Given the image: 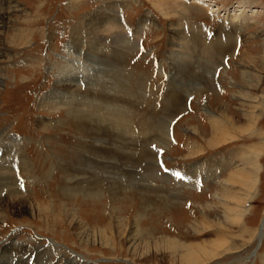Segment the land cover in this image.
<instances>
[{"label":"rangeland","instance_id":"rangeland-1","mask_svg":"<svg viewBox=\"0 0 264 264\" xmlns=\"http://www.w3.org/2000/svg\"><path fill=\"white\" fill-rule=\"evenodd\" d=\"M7 174L0 249L264 264V0H0Z\"/></svg>","mask_w":264,"mask_h":264},{"label":"bare ground","instance_id":"bare-ground-1","mask_svg":"<svg viewBox=\"0 0 264 264\" xmlns=\"http://www.w3.org/2000/svg\"><path fill=\"white\" fill-rule=\"evenodd\" d=\"M198 3V2H197ZM247 11H245V9L239 8L238 10H236L234 13L230 14L228 16H231L232 18H239L240 16L244 15ZM257 12V11H256ZM256 12H253V14H257ZM252 14V15H253ZM247 15V14H246ZM233 22V21H232ZM242 23V22H241ZM242 27V26H241ZM225 41V39H224ZM231 42V41H230ZM215 47L218 50H222L223 48H226L229 45V42H225V45L222 43H214ZM125 49V48H124ZM211 49V48H210ZM126 51V50H125ZM67 79V78H66ZM68 82V80H66ZM63 82V81H62ZM62 86L68 87V88H74V85L71 84H65L64 82L62 83ZM75 91V90H74ZM178 102V101H177ZM169 125V123H168ZM42 127V126H41ZM43 128V127H42ZM217 130V129H216ZM214 137V135H213ZM224 139V138H223ZM218 139H216L217 141ZM220 141V140H219ZM257 172V171H256ZM5 174V173H4ZM8 176L5 177H1L0 176V187H6L7 185H9L11 182V176L9 177V174H7ZM13 178V177H12ZM253 189V186L251 187V190ZM8 190V189H7ZM251 193V191H250ZM249 193V195H250ZM11 194V190L8 191L7 195ZM18 194V193H17ZM248 195V196H249ZM14 200V199H13ZM32 213V212H31ZM244 215H246V211L243 210L242 211L239 210V214L238 217L241 219ZM14 255H13V254ZM28 251H23L21 252L20 249L17 247H13V248H8L7 247H3L0 249V264H50V262H47L46 260H48L49 256H47V254H45V252H41L38 253L37 256L35 258H33V256L28 255ZM36 254V253H35ZM215 255V254H214ZM49 261V260H48ZM70 261V260H69ZM55 264H59V261H57V263ZM64 264V263H63ZM73 264V263H72ZM194 264V263H193Z\"/></svg>","mask_w":264,"mask_h":264}]
</instances>
